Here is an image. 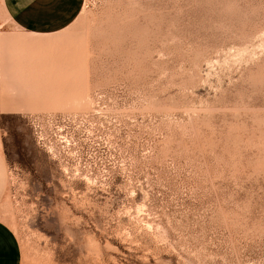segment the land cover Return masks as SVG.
Segmentation results:
<instances>
[{"label":"rangeland","instance_id":"obj_1","mask_svg":"<svg viewBox=\"0 0 264 264\" xmlns=\"http://www.w3.org/2000/svg\"><path fill=\"white\" fill-rule=\"evenodd\" d=\"M12 22L0 218L22 264H264V0H81L64 30Z\"/></svg>","mask_w":264,"mask_h":264},{"label":"crops","instance_id":"obj_2","mask_svg":"<svg viewBox=\"0 0 264 264\" xmlns=\"http://www.w3.org/2000/svg\"><path fill=\"white\" fill-rule=\"evenodd\" d=\"M80 4L81 0H0V13L9 15L12 25L27 33L48 34L47 32L64 30ZM2 109L12 111L15 106L7 107L4 102H0V110ZM8 166L5 150L0 144V203L8 186ZM0 264H22L20 242L12 228L1 218Z\"/></svg>","mask_w":264,"mask_h":264}]
</instances>
